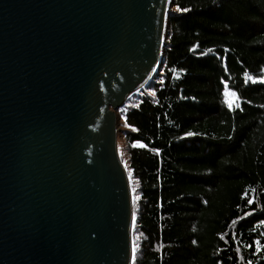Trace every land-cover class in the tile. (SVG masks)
I'll return each instance as SVG.
<instances>
[{"label":"water","instance_id":"obj_1","mask_svg":"<svg viewBox=\"0 0 264 264\" xmlns=\"http://www.w3.org/2000/svg\"><path fill=\"white\" fill-rule=\"evenodd\" d=\"M173 4L0 0V264H132L119 111L161 67Z\"/></svg>","mask_w":264,"mask_h":264},{"label":"trees","instance_id":"obj_2","mask_svg":"<svg viewBox=\"0 0 264 264\" xmlns=\"http://www.w3.org/2000/svg\"><path fill=\"white\" fill-rule=\"evenodd\" d=\"M173 3L162 65L119 111L135 264H264V0Z\"/></svg>","mask_w":264,"mask_h":264},{"label":"rangeland","instance_id":"obj_3","mask_svg":"<svg viewBox=\"0 0 264 264\" xmlns=\"http://www.w3.org/2000/svg\"><path fill=\"white\" fill-rule=\"evenodd\" d=\"M168 34V33H167ZM168 37V36H167ZM163 55V54H162ZM225 91H227L228 93H229V95L228 96H226V98H229V100H230V102L231 103H234L235 102V100H236V97L235 96H232L231 95V93H233L229 88H227ZM133 94H135V93H133ZM133 94H131L129 97H131ZM119 116H120V118H121V114L119 113ZM120 129H122L121 128V124H120ZM122 134V132H121V130H120V132H119V137H118V142H119V148H120V151L122 152V149L124 148V146H125V140H124V138H123V134Z\"/></svg>","mask_w":264,"mask_h":264},{"label":"snow or ice","instance_id":"obj_4","mask_svg":"<svg viewBox=\"0 0 264 264\" xmlns=\"http://www.w3.org/2000/svg\"><path fill=\"white\" fill-rule=\"evenodd\" d=\"M177 8H178L179 11H188V10H189V9H186V8H184V9H180L179 6H177ZM260 82H261V83H264V78H261V79H260ZM224 95H225V96H228L229 93H228L227 91H225ZM231 95L235 96V93H231ZM231 106H232V104H231V102H229V107H231ZM249 203H252V201H249ZM255 243H256V244H259L260 242H259V241H255ZM249 247H251V245H249ZM132 254H133V262H134V264H135V248H133V250H132Z\"/></svg>","mask_w":264,"mask_h":264},{"label":"bare ground","instance_id":"obj_5","mask_svg":"<svg viewBox=\"0 0 264 264\" xmlns=\"http://www.w3.org/2000/svg\"><path fill=\"white\" fill-rule=\"evenodd\" d=\"M133 195V194H132Z\"/></svg>","mask_w":264,"mask_h":264}]
</instances>
